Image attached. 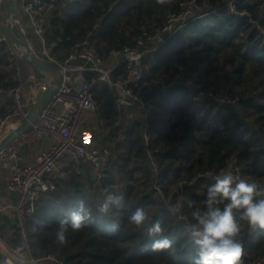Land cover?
Instances as JSON below:
<instances>
[{"label":"trees","instance_id":"1","mask_svg":"<svg viewBox=\"0 0 264 264\" xmlns=\"http://www.w3.org/2000/svg\"><path fill=\"white\" fill-rule=\"evenodd\" d=\"M183 1L161 6L155 0H54L46 16V37L54 42L57 60L87 33L107 58L112 49L134 46L143 31L162 27L167 14L179 11ZM198 1L208 12L177 29L152 52L149 62V77L168 79L179 71L182 82L162 89L147 77L141 84L150 106L148 132L158 173L146 153L142 122L113 127L111 90L98 85L94 99L112 127L108 145H113L109 148L114 155L99 180L85 160L72 161L64 176L54 175V186L35 203L27 220L35 258L54 255L65 264H190L196 246L183 228L194 208L202 207L219 172L230 171L264 189V0H234L233 11L225 0ZM5 48L6 43H0L3 86L11 82ZM218 81L228 83L225 92L238 97L233 106L195 98L199 90L222 92ZM10 107L11 102L0 97V113ZM107 193L123 195L124 207L101 216L97 203ZM178 199L182 212L169 214L168 207ZM80 200L92 212L91 220L79 232L69 230L66 245H57L59 220L76 210ZM137 207L161 221L165 235L175 241V256L153 251L146 229L128 222ZM114 222L120 225L116 232L110 228ZM13 237L15 247L20 243L15 226ZM243 243V264H264V235L245 228Z\"/></svg>","mask_w":264,"mask_h":264},{"label":"built area","instance_id":"2","mask_svg":"<svg viewBox=\"0 0 264 264\" xmlns=\"http://www.w3.org/2000/svg\"><path fill=\"white\" fill-rule=\"evenodd\" d=\"M53 1L20 0L29 19L36 54L59 65L61 80L36 122L0 149V166H6L9 170L6 188L15 196V227L20 239L17 246L9 252H4L2 264H40L43 259L65 264L54 255L45 258L33 256L27 220L34 211L35 203L51 188L46 177L56 173L66 158L75 163L87 161L93 176L99 180L109 159L114 155V151L109 147L101 149L89 147L80 136L85 113L98 110L94 99V91L98 85L106 84L111 90L113 127L127 125L133 120L142 122L146 153L154 172L158 173L159 166L154 150L150 147L148 132L150 106L141 94V84L149 77V62L143 61V55L148 49L155 51L196 14H203L209 10L206 4L198 0H186L181 3L179 11L167 14L162 27L153 31H143L132 47L112 49L108 57L104 58L102 52L91 44L88 38L90 33H87L86 38L75 43L66 57L57 60L52 54L54 42L47 40L45 26L46 16ZM225 1L233 11L234 0ZM4 24L0 12V43H6L7 65L11 71V82L4 86L0 84V97L11 102V107L4 114L0 113V135L9 122L17 125L26 116L28 109L22 90L24 79L21 59L29 57V54L20 39L12 40L10 33L3 30ZM5 25L9 26L11 33L16 30L11 19ZM31 49L34 51L32 47ZM87 71L91 74H86ZM148 81L167 89L182 82V74L176 71L168 79L156 76L149 77ZM28 88L33 92V101L36 100L42 88L36 89L34 77L28 83ZM222 93L213 89L199 90L195 98H208L221 104L229 102L235 104L238 100L237 96L231 95L222 98V95H227ZM38 136H46L50 141L32 165H22L19 149L27 141ZM235 169L238 170L237 167ZM222 174L224 172L220 171L218 175ZM154 184L157 187L156 181ZM6 208L7 205L0 200V213Z\"/></svg>","mask_w":264,"mask_h":264},{"label":"clouds","instance_id":"3","mask_svg":"<svg viewBox=\"0 0 264 264\" xmlns=\"http://www.w3.org/2000/svg\"><path fill=\"white\" fill-rule=\"evenodd\" d=\"M170 2L155 0L161 6ZM123 201V195L107 193L102 201H98L97 211L101 216H107L112 213L113 207H124ZM183 206L178 199L168 207V212L171 215L180 214ZM189 207H192L190 202ZM91 218L92 212L80 200L76 210L66 212L64 218L59 220L55 229V243L66 245L69 230L79 232ZM127 219L136 228L146 229V236L152 239L153 251L164 250L175 256V241L165 235L161 221L153 220L145 208L137 207ZM110 228L116 232L120 225L114 222ZM245 228L251 233L264 235V189L254 181L226 171L216 176L214 183L208 186L202 207L194 208L191 222L183 228L196 246L190 264H243Z\"/></svg>","mask_w":264,"mask_h":264},{"label":"crops","instance_id":"4","mask_svg":"<svg viewBox=\"0 0 264 264\" xmlns=\"http://www.w3.org/2000/svg\"><path fill=\"white\" fill-rule=\"evenodd\" d=\"M17 2H20V0H14V11H11L8 8V0L6 6L2 4V0H0V12L1 16L3 18V21H5V24L10 19L13 20V27L15 31L14 33L10 32V37L12 40L20 39L21 35H24L28 44L34 49V52L37 53L36 46L34 44V41L29 40V32L26 29L25 24L22 22V18L20 13L17 10ZM21 4V3H20ZM22 6V5H21ZM3 25V30L7 31L9 26ZM19 31V32H18ZM8 32V31H7ZM21 32V33H20ZM28 35V36H27ZM21 65L23 70V96L25 100V104L29 106L31 102L33 101V92L28 88V83L33 79V70L32 66L28 63V59L24 58L21 59ZM86 74H91L90 71H87ZM98 110L95 112H86L87 119L91 118V121L88 123H85V121L82 124V128L80 129V133L85 130L87 133V138L82 139L85 143L94 144L95 147L93 149H101L104 147H112L113 145H108L109 142V136L111 137V129L112 127L107 126L105 123L104 118L101 116V112L99 110V105L97 104ZM84 115V118H85ZM10 125V124H9ZM128 125V124H127ZM126 125H124L125 127ZM10 129V126H6L4 132L2 135H0V138L3 137V135ZM50 141V139L46 136H38L36 138H33L29 141H27L20 149V163L22 165H32L37 157L39 156L41 150L44 149L46 144ZM71 160L66 158L60 165L59 170L56 173H53L51 175H48L46 177L47 182L51 187L54 186L53 177L54 175H60L64 176L67 173V170L69 166L71 165ZM9 173V170L6 166H0V200H2L6 205L7 208L0 213V263L5 257L4 252H9L13 247V232H14V226H15V210H14V194L10 193L6 188V177Z\"/></svg>","mask_w":264,"mask_h":264},{"label":"water","instance_id":"5","mask_svg":"<svg viewBox=\"0 0 264 264\" xmlns=\"http://www.w3.org/2000/svg\"><path fill=\"white\" fill-rule=\"evenodd\" d=\"M8 8L14 11V0H8ZM7 31L10 33V28ZM21 44L29 54V57L26 58L32 66L36 89L42 88V90L37 99L32 101L28 106L26 116L14 128L8 130L0 139V149L13 140L20 132L26 131L36 122L61 80V69L55 61L43 59L37 55L31 49L24 35H21Z\"/></svg>","mask_w":264,"mask_h":264},{"label":"rangeland","instance_id":"6","mask_svg":"<svg viewBox=\"0 0 264 264\" xmlns=\"http://www.w3.org/2000/svg\"><path fill=\"white\" fill-rule=\"evenodd\" d=\"M19 1V0H18ZM2 4L4 5V6H6V4H7V0H2ZM17 10H18V12L20 13V15H21V18H22V22L25 24V26H26V29H27V31L29 32V36H28V38H29V40H30V38H31V40H33L34 41V36L32 35V30H31V26H30V23H29V19H28V16H27V14H26V12L23 10V8H22V6H21V4H20V2H17ZM36 46V45H35ZM152 50H150V49H148L145 53H144V55H143V61L144 62H150V59H151V56H152ZM218 83H219V85H218ZM218 83H216V86L218 85V86H220L219 87V89H221L222 90V94H227V95H222V98H226V97H228L229 96V94L228 93H226L225 92V90L227 89V85L230 87V85L228 84V83H226L225 81H218ZM217 86V87H218ZM228 87V88H229ZM211 89V88H210ZM201 99H203V98H201ZM223 104H225V105H229L230 107L231 106H233V104L232 103H223ZM87 114L85 115V118H84V121H85V123H88L89 121H91V118H88L87 119ZM82 128V127H81ZM81 131V130H80ZM80 136H81V138H83V139H85V138H87V133H86V131L85 130H83L81 133H80ZM109 138V142H110V140H111V137L109 136L108 137ZM1 139V138H0ZM108 142V143H109ZM88 145H89V147H91V148H94L95 147V145L94 144H90V143H88ZM40 264H57V263H55V262H53V261H50V260H46V259H43V260H41L40 261Z\"/></svg>","mask_w":264,"mask_h":264},{"label":"bare ground","instance_id":"7","mask_svg":"<svg viewBox=\"0 0 264 264\" xmlns=\"http://www.w3.org/2000/svg\"><path fill=\"white\" fill-rule=\"evenodd\" d=\"M10 124V125H9ZM16 125V123H13V122H9L6 126H10V129L12 128V127H14ZM9 129V130H10Z\"/></svg>","mask_w":264,"mask_h":264}]
</instances>
